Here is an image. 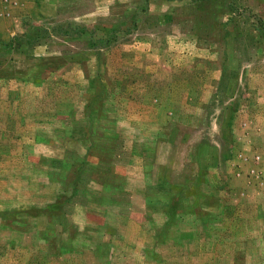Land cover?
<instances>
[{
    "label": "rangeland",
    "instance_id": "1",
    "mask_svg": "<svg viewBox=\"0 0 264 264\" xmlns=\"http://www.w3.org/2000/svg\"><path fill=\"white\" fill-rule=\"evenodd\" d=\"M0 264H264V0H0Z\"/></svg>",
    "mask_w": 264,
    "mask_h": 264
},
{
    "label": "trees",
    "instance_id": "2",
    "mask_svg": "<svg viewBox=\"0 0 264 264\" xmlns=\"http://www.w3.org/2000/svg\"><path fill=\"white\" fill-rule=\"evenodd\" d=\"M50 32H51V31H50ZM73 33L78 34V35H83V34H86L87 31L84 30V29H75ZM73 33H72V35H73ZM47 34H49L47 31H43V34H42L40 37H38V39H43ZM93 34H95V33L92 32L91 35H93ZM24 43H27L28 45H31V44H32V42L29 41L27 38H15V39L13 40V42H11V43L8 45V47H9V48H13L14 44L19 45V44H24ZM98 43H100L101 45H105L104 40H100V41H98ZM99 46H100V45H99Z\"/></svg>",
    "mask_w": 264,
    "mask_h": 264
}]
</instances>
